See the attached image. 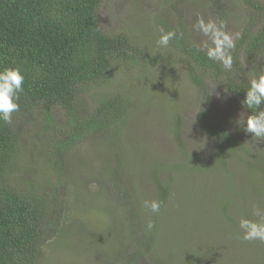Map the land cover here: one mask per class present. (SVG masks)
<instances>
[{
  "label": "rangeland",
  "instance_id": "1",
  "mask_svg": "<svg viewBox=\"0 0 264 264\" xmlns=\"http://www.w3.org/2000/svg\"><path fill=\"white\" fill-rule=\"evenodd\" d=\"M112 1L115 19L104 25L109 31L127 33L143 51L146 48L135 64L122 63L123 70L118 75L111 71L105 82L109 93L132 101L125 125L64 138L72 123L61 107L54 112L60 123L51 135L44 132L42 115L13 113L18 138L15 162L30 170L37 190L47 194L46 228L53 229L51 219L56 217L54 232L42 240L35 264H264V242L242 240L238 228L241 217L257 219L254 206L264 209V142L251 140V134L237 126L241 112L245 119L248 114L223 86L207 77L208 105L183 67L164 59L174 58L171 49L164 58L154 57L158 33L152 22L165 14L175 26L183 15L189 25L191 16L201 10L206 22L223 20L226 30L236 36L244 24L258 21L259 14L237 0H225L224 19L207 0ZM193 32L199 34V43L207 39L195 27ZM105 91L80 97L79 117L85 118ZM204 109L206 119L223 122L231 135L233 149L226 151L225 165L218 164L214 141L198 127ZM177 115L183 120L184 150L172 135ZM57 137L68 144L63 160L59 146L52 143ZM167 163L201 168L183 173ZM155 167H160L157 176L168 190L159 215L142 208L143 200L154 199L150 197L155 191ZM222 199L227 200V211L220 206ZM149 219L155 221L153 230L146 228Z\"/></svg>",
  "mask_w": 264,
  "mask_h": 264
},
{
  "label": "trees",
  "instance_id": "2",
  "mask_svg": "<svg viewBox=\"0 0 264 264\" xmlns=\"http://www.w3.org/2000/svg\"><path fill=\"white\" fill-rule=\"evenodd\" d=\"M207 1L217 7L219 13L222 11L220 18L224 19L225 0ZM107 2L109 7L105 6ZM237 2L245 4L260 18L244 24L240 31L232 53L234 65L231 72L209 61L203 52L194 47L199 44V34L193 32V27L201 16L200 9L191 16L193 22L189 25L183 15L180 24L175 26L169 21L172 19L170 15L166 17L164 14L152 21L157 33L160 27L177 30L178 38L170 43L174 58L171 55L164 59L183 67L186 77L206 95L208 105V76L241 102L249 79L264 67V0ZM113 4L112 0H0V69L19 67L25 76L19 111L14 114L33 111L42 115L44 132L51 135L53 128L60 123L54 118V112L61 107L72 123L66 135L63 134L64 138L98 127L113 128L115 131L125 125L126 116L133 108L132 101L118 92L109 93L104 87L105 82L113 71L118 75L123 70L122 63L135 64L139 56L145 55L146 48L143 51L133 44L127 33L109 31V27L104 25L115 19ZM104 11L107 16H104ZM100 90L107 91L96 99L85 118L79 117L81 111L76 105L79 98L90 94L89 91L95 94ZM245 111L250 115L249 110ZM206 113L205 109L199 113L198 127L203 135L214 141L218 164L225 165L226 151L233 149L231 135L223 122L206 119ZM182 121V117L177 115L172 135L175 145L184 150ZM62 137L52 139V143L59 146V159L68 146ZM17 149L14 122L12 125L0 122V264H35L43 248L42 240L45 235L49 237L54 232L56 217L51 219L53 229L46 228L47 194L37 190L30 170L16 164ZM166 165L181 169L183 173H197L201 168L199 164ZM13 166L16 170L12 169ZM61 168L63 171V166ZM159 168H153L155 191L150 199L161 201L164 206L168 190L157 176ZM189 188L194 189L193 186ZM226 204L227 200L222 199L220 206L225 205L224 211L228 210ZM146 245L150 249L152 244L149 245L147 240Z\"/></svg>",
  "mask_w": 264,
  "mask_h": 264
},
{
  "label": "clouds",
  "instance_id": "3",
  "mask_svg": "<svg viewBox=\"0 0 264 264\" xmlns=\"http://www.w3.org/2000/svg\"><path fill=\"white\" fill-rule=\"evenodd\" d=\"M194 27L207 37L194 47L203 52L209 61L219 64L224 71L231 72L234 65L232 53L236 49V40L240 34L237 33L236 36L230 34L223 20L217 23L214 19H209L206 22L203 17H199ZM179 36L182 37L183 33H179ZM177 38V30L160 27L155 41L154 57L159 54L164 58L165 53L170 50V43ZM24 81L25 76L19 67L0 69V122L3 124H13V113L19 111V100L24 92ZM217 96L219 97V93ZM241 104L244 109L250 111V115L245 119V113L241 112L236 120L237 126L245 133L251 134V140L264 142V67L256 76L249 79L246 95ZM161 206L162 202L155 199L142 201L143 209L157 215L161 211ZM253 216L257 219L245 217L239 219L238 228L242 233L240 238L244 241L264 242V209L254 206ZM155 227V221L149 219L146 228L153 230Z\"/></svg>",
  "mask_w": 264,
  "mask_h": 264
}]
</instances>
